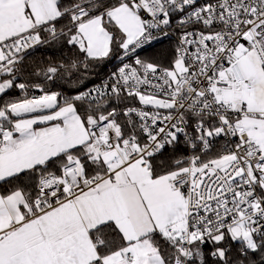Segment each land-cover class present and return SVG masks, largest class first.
Wrapping results in <instances>:
<instances>
[{
    "label": "snow or ice",
    "instance_id": "snow-or-ice-1",
    "mask_svg": "<svg viewBox=\"0 0 264 264\" xmlns=\"http://www.w3.org/2000/svg\"><path fill=\"white\" fill-rule=\"evenodd\" d=\"M0 264H264V0H0Z\"/></svg>",
    "mask_w": 264,
    "mask_h": 264
},
{
    "label": "trees",
    "instance_id": "trees-1",
    "mask_svg": "<svg viewBox=\"0 0 264 264\" xmlns=\"http://www.w3.org/2000/svg\"><path fill=\"white\" fill-rule=\"evenodd\" d=\"M174 45H162L153 48L142 54V58H150L157 61H166L171 57L172 49ZM68 51L66 49L62 50L59 46L50 45L39 48L33 53L32 59L37 62H43L47 64L49 61L53 63H58L65 60L68 56ZM118 59H112L106 62L102 66L95 69L90 75L88 80L85 82L87 87H92L95 84H99L102 79L106 78L111 72L115 71L118 65ZM58 84L63 85V87L55 88L54 90L64 91L68 94H74L75 91L80 88L74 80L65 83L64 81H58ZM17 93H12L15 96ZM36 94H39L38 92ZM180 151H186V149L181 148ZM235 247V246H234Z\"/></svg>",
    "mask_w": 264,
    "mask_h": 264
},
{
    "label": "built area",
    "instance_id": "built-area-1",
    "mask_svg": "<svg viewBox=\"0 0 264 264\" xmlns=\"http://www.w3.org/2000/svg\"><path fill=\"white\" fill-rule=\"evenodd\" d=\"M176 43V40H175V37H171V38H164L163 40H158L156 42H154L153 45L151 46H148L145 50L141 51L140 55H141V58H142V54L153 49V48H156L158 46H162V45H175ZM118 65L120 64V61L118 60Z\"/></svg>",
    "mask_w": 264,
    "mask_h": 264
}]
</instances>
